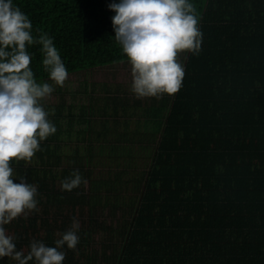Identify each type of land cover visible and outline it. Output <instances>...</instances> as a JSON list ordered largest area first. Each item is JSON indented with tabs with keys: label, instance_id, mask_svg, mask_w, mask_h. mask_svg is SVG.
<instances>
[{
	"label": "trees",
	"instance_id": "16d2710c",
	"mask_svg": "<svg viewBox=\"0 0 264 264\" xmlns=\"http://www.w3.org/2000/svg\"><path fill=\"white\" fill-rule=\"evenodd\" d=\"M114 2L13 6L28 16L34 37L53 39L70 75L129 62L114 39ZM190 2L201 50L184 53L180 90L138 117L152 130L114 134L116 166L98 173L94 160V137L106 129L80 131L91 142L88 153L80 144L65 154L59 123L30 163L12 162L15 182L23 177L37 187L38 210L5 225L18 251L27 254L33 240L54 247L75 219L79 243L60 249L63 264H264V0ZM41 47L27 49L38 83L50 80ZM136 146L145 152L143 167ZM77 170L88 185L62 190ZM0 264L16 262L4 257Z\"/></svg>",
	"mask_w": 264,
	"mask_h": 264
},
{
	"label": "clouds",
	"instance_id": "9594fccd",
	"mask_svg": "<svg viewBox=\"0 0 264 264\" xmlns=\"http://www.w3.org/2000/svg\"><path fill=\"white\" fill-rule=\"evenodd\" d=\"M115 41L131 65V91L137 98L172 96L182 87L185 75L180 57L198 55L202 33L199 14L190 0H119L109 5ZM33 25L13 0H0V258L16 264H63L65 245L70 250L79 243L80 224L73 222L59 233L55 246L33 240L27 254L16 249L14 237L5 225L37 209V187L26 178L15 182L13 161L30 163L40 151L41 141L56 133L55 125L42 101L54 91L51 84L38 83L30 65L28 47L41 45L42 64L49 78L63 86L68 71L53 39L40 32L32 35ZM87 185L79 171L61 182L71 192Z\"/></svg>",
	"mask_w": 264,
	"mask_h": 264
},
{
	"label": "rangeland",
	"instance_id": "374dc122",
	"mask_svg": "<svg viewBox=\"0 0 264 264\" xmlns=\"http://www.w3.org/2000/svg\"><path fill=\"white\" fill-rule=\"evenodd\" d=\"M183 58L184 53L180 60ZM44 82L51 84L54 91L41 103L56 129H60L56 126L57 123L63 128L61 134L56 137L60 146L68 150L65 154L76 151L74 149L80 144L84 145L83 153H88L91 142L89 140L82 142L80 131L91 128L95 131H104L102 128L108 131L101 136L99 134L96 139L94 137L96 146L93 156L99 166L98 173L116 166V163L111 161V148L117 138L114 135L116 132H129L133 136L136 131L147 132L153 129L152 123L147 124L146 120L140 121L138 117L147 115V111L155 107L157 98H137L131 91L133 79L129 62L70 74L62 87L51 80ZM87 118H92V122L89 124L85 122ZM108 119L110 121L105 123ZM134 154L138 166L146 165L143 160L145 152L140 147Z\"/></svg>",
	"mask_w": 264,
	"mask_h": 264
}]
</instances>
